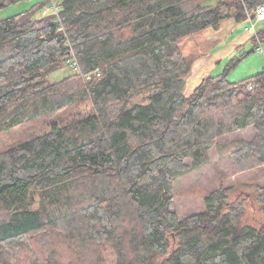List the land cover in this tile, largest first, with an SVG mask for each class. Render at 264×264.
<instances>
[{
  "label": "trees",
  "instance_id": "16d2710c",
  "mask_svg": "<svg viewBox=\"0 0 264 264\" xmlns=\"http://www.w3.org/2000/svg\"><path fill=\"white\" fill-rule=\"evenodd\" d=\"M263 2L46 0L1 19L0 132L51 121L0 153V264H264V176L240 199L222 175L184 218L175 187L214 148L231 174L264 175V68L228 78L254 49L185 94L196 55L179 43ZM71 54L101 75L50 81Z\"/></svg>",
  "mask_w": 264,
  "mask_h": 264
},
{
  "label": "rangeland",
  "instance_id": "374dc122",
  "mask_svg": "<svg viewBox=\"0 0 264 264\" xmlns=\"http://www.w3.org/2000/svg\"><path fill=\"white\" fill-rule=\"evenodd\" d=\"M46 0H17L15 2L7 4L5 7L0 9V20L4 19L6 17L15 15L17 13H21L26 11L27 9H31L36 4L45 2ZM216 0H209V3H214ZM264 3V2H263ZM262 3V4H263ZM261 5V4H260ZM232 12H235V9H233ZM38 14L43 13V10H39L37 12ZM251 21L256 22V18H250ZM249 20L244 21L242 24L246 27H251L252 23ZM262 25L261 29H264V22L260 23ZM254 32L253 36H256L257 31L254 30V28L251 29ZM252 36V38H253ZM250 38L247 43L244 45L238 47L234 52L231 53V57L235 55H241L245 51H252L249 55H247L244 59H242L236 67L232 68L229 73V80L231 81H238L243 80L246 77H249L253 74H256L260 72L264 68V54L257 52V45L253 40ZM262 46L264 48V40L262 42ZM218 46L216 47V49ZM242 48V49H239ZM215 49V51H216ZM214 52V50L211 52ZM228 58L227 60H223L219 64H217L216 69L214 68L210 74H219L224 71L225 66L227 65L228 61L230 60ZM69 72H72L70 68L64 64L61 70L55 71L53 73H50L49 79L50 81H58L61 78H63L66 74H69ZM187 81L186 90H189L191 88L190 80ZM145 101L142 96L137 97L135 99V102H143ZM83 108L86 106L83 105ZM69 111V109H67ZM65 111V112H67ZM69 113V112H68ZM67 113V114H68ZM57 117V116H54ZM51 119L48 121L46 119H40L34 122H25L18 124L16 126H13L12 128L8 130H3L0 132V153L9 147L16 145L28 138L34 137L36 135H39L40 133H43L48 129L49 123ZM253 130L247 129L243 132L237 134L236 136H227L225 138L226 141L232 140L235 137L238 138H249L252 135ZM210 163L209 165L205 166L201 169H194L191 171H188L187 174H185L183 177H181L176 182V190L178 193V196L176 197V211H178L179 216L181 218L186 217L189 213L198 211L200 209L204 208V197L205 194L217 187L220 186L221 183V176L224 175L225 178H223V183L225 185L231 184V182L237 181L239 178H242V180L235 183L234 192L231 196H236V194H239L240 199L242 197L241 192L252 189V186H249L246 183H260L263 180V172H248L246 173V176H236L234 174H231L230 169V160L228 159H220V154L214 148L210 154ZM258 176V177H257ZM246 185H245V184ZM248 194V192H246ZM237 199V198H236ZM258 209L257 206L248 208L247 212V220H254V214L256 213L255 210ZM257 214V213H256Z\"/></svg>",
  "mask_w": 264,
  "mask_h": 264
},
{
  "label": "crops",
  "instance_id": "0c3cea01",
  "mask_svg": "<svg viewBox=\"0 0 264 264\" xmlns=\"http://www.w3.org/2000/svg\"><path fill=\"white\" fill-rule=\"evenodd\" d=\"M251 21L250 19H248ZM246 20H237L233 15L223 20L219 27H207L181 39L180 46L185 55H196V60L189 76L191 88L185 94L196 89L202 80L209 75L217 64L230 58L231 53L238 47L248 42L254 35L251 30L259 31L262 27V20L251 21V27H246L242 23ZM218 48L216 49V47ZM216 49V51H215ZM242 49V48H239ZM214 52L211 55V52Z\"/></svg>",
  "mask_w": 264,
  "mask_h": 264
},
{
  "label": "built area",
  "instance_id": "2783aa9c",
  "mask_svg": "<svg viewBox=\"0 0 264 264\" xmlns=\"http://www.w3.org/2000/svg\"><path fill=\"white\" fill-rule=\"evenodd\" d=\"M60 7H61L60 0H51L50 7L47 8V10L45 12H47L48 10H53L56 13H59V10H61ZM254 14H255L256 20L264 21V3L258 6V8L256 9V13H254ZM257 52H260V53L264 54V49H263L261 44L258 47V51ZM74 58H75V55L71 54V56L68 57V59H66V63H65L70 68L72 73L82 74L87 79H90L93 76H100L101 75V72H99L100 71L99 69H96V70H94L92 72H88V73L87 72L86 73H81L82 70H81L77 60H75Z\"/></svg>",
  "mask_w": 264,
  "mask_h": 264
}]
</instances>
